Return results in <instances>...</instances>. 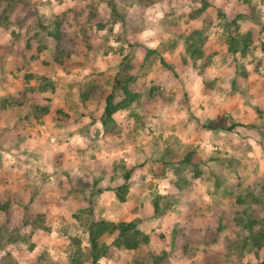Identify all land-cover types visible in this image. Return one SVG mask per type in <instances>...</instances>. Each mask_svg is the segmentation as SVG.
<instances>
[{"label": "rangeland", "instance_id": "374dc122", "mask_svg": "<svg viewBox=\"0 0 264 264\" xmlns=\"http://www.w3.org/2000/svg\"><path fill=\"white\" fill-rule=\"evenodd\" d=\"M96 1L28 0L33 17L0 25V196L11 201L16 218L43 213L50 228L8 247L16 264H66L70 237L84 235L85 219L72 218L79 197L93 201L96 220H130L131 205L124 203L134 190L124 203L114 193L129 168L134 184L142 183L134 211L150 241L100 264L157 257L169 264L260 263L264 248L243 247V230L233 220L244 210L237 197L248 191L261 194L250 209L264 219V0H250L252 14L248 0H156L144 14L134 0H114L123 18L104 31L86 22L91 6L109 13ZM241 14L247 18L238 32L228 25ZM56 22L55 41L46 34ZM248 30L252 44L229 53V38ZM195 33L202 56L187 53ZM137 45L157 51L139 77L141 98L103 129L112 77ZM26 74L33 78L25 81ZM156 88L166 93L165 103L155 101ZM233 123L241 126L225 130ZM165 152L174 163L191 152L192 165L187 171L176 165L177 177L171 171L151 176L149 168Z\"/></svg>", "mask_w": 264, "mask_h": 264}, {"label": "trees", "instance_id": "16d2710c", "mask_svg": "<svg viewBox=\"0 0 264 264\" xmlns=\"http://www.w3.org/2000/svg\"><path fill=\"white\" fill-rule=\"evenodd\" d=\"M134 1L137 6L136 10L140 14H144L149 6L156 3V0ZM4 2H6V5L0 8V25L2 23L13 24L16 26L22 25L29 17H33L36 12V9L30 2H28V0H12L10 2L5 0ZM96 3L104 4L109 9V13L105 15L100 13L94 6L89 8L86 22L96 31L109 30L116 23L122 20L123 15L118 11V7L114 0H97ZM246 3L249 5V14H252L251 1L248 0ZM16 10L23 14V16L17 17V15H15ZM203 10L204 9L201 8L197 11V16L200 15ZM245 18H247L245 14L238 15L235 19L229 22L228 26L235 27V29L239 32V25ZM40 27L44 28L41 25ZM195 34L191 35L186 41V44L188 45L187 53L195 56H202L203 43L201 41V35L199 33ZM241 34H236L235 37L229 38L227 46L229 53L235 54L238 52V49L244 51L252 44V31H243ZM46 35L48 38H52L55 41L58 40V22H56L54 27L51 28V31H48ZM135 47L136 48L132 53L125 54L119 62V71L112 77L113 79L111 80L110 90L104 97L103 112L101 116L103 129L108 130V128H112L114 125V116L130 110V108L141 98V88L138 83L139 77L148 60L151 56L157 54V51L143 45H137ZM32 59L37 61V58ZM24 78L25 81H29L33 78V76L31 74H26ZM49 85L50 83L48 86ZM154 90L155 101L157 103H165L168 98L164 90L159 88ZM60 113L64 120L68 119V116L64 115L62 111H60ZM237 126L241 125L239 123H233L225 130L232 131ZM205 127L210 130L217 128L212 125H206ZM166 153L167 152L164 154L161 153L149 168L151 176L162 178L168 171H171L174 176L176 175L177 177L176 173L180 167L176 168V165L180 164L178 166H181V168L186 171L188 170V165H192L193 154L191 152L188 155H185V157H179L176 163L170 161L165 156ZM132 154L133 152L131 151L128 155ZM116 163L113 162V164L110 165L112 167H109L112 171L115 170L114 179L120 175L118 172L119 168ZM143 165L144 164L140 165V167H143ZM120 167H124V165L120 164ZM132 174V168L125 170L122 174V184H116L114 187L115 198L119 203H124L128 199L127 195H129L130 192V177ZM182 182H185L184 179H182ZM180 184L181 181L177 182L175 186L179 191L183 192L186 187ZM81 186L84 187L87 185L83 183ZM81 190L82 188H80L79 193H81ZM260 198L261 194H255V192L253 193L252 191L246 192L243 196L239 195L237 197V202L244 205V210L233 220L234 224L241 227L243 230V240L241 245L243 247L251 246L253 251L255 250L256 253L264 248V219L256 212L251 211L250 205H255V203L261 202ZM152 201L154 213L158 214L161 204L158 202V199ZM136 202H140L139 196H137ZM0 213L3 216V220L0 223V251L3 252L0 256V264H16L15 256L9 250V246L16 242L28 239L30 235H33L34 233L40 231L44 233L50 232L46 216L43 213L31 211L23 214L19 218H16L11 208V201L3 198L2 196H0ZM72 216L75 221H80L82 218L85 219V222L80 225L84 227V235L70 237L72 251L68 253L66 257V264H100L102 259L117 261L118 258H120L119 254L121 251L127 253L136 252L141 246L147 245L150 241L149 235L139 228L142 220L141 218L135 217L130 220H96L93 217L94 203L88 198L82 197L81 199V197H79V204L76 212ZM26 232L29 233V236L26 235ZM109 238L110 240L107 241ZM83 240L86 242L85 246L82 245ZM237 243L239 244V242ZM133 264L169 263L164 257H157L154 260L142 259L141 261H137L135 259L133 260ZM258 264H264V260Z\"/></svg>", "mask_w": 264, "mask_h": 264}, {"label": "crops", "instance_id": "0c3cea01", "mask_svg": "<svg viewBox=\"0 0 264 264\" xmlns=\"http://www.w3.org/2000/svg\"><path fill=\"white\" fill-rule=\"evenodd\" d=\"M133 148H134V146H133ZM134 149H132V151H133ZM129 152H131V151H128L127 153H129ZM135 152V151H134ZM134 152H133V154L131 155V157L134 155ZM101 178L102 177H98V179H96L97 181H99V180H101ZM133 176H132V178L130 179V182H131V189H133L134 191H131V192H133V194H131L132 196V198H130V201L129 202H125L124 204L126 205H131V207H130V215H131V218H135V217H141V215H139V214H136L137 212H135L134 211V209H136L137 208V206H139V205H137L138 203H135L136 202V199L135 198H133V195L135 194V193H138V192H140V189H141V187H142V183H139L137 186L138 187H136V185L134 184V182H133ZM96 182V181H95ZM109 191H111V190H109ZM130 218V219H131Z\"/></svg>", "mask_w": 264, "mask_h": 264}, {"label": "built area", "instance_id": "2783aa9c", "mask_svg": "<svg viewBox=\"0 0 264 264\" xmlns=\"http://www.w3.org/2000/svg\"><path fill=\"white\" fill-rule=\"evenodd\" d=\"M3 154H5L4 151H1V155H2V156H3Z\"/></svg>", "mask_w": 264, "mask_h": 264}]
</instances>
